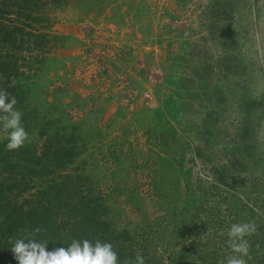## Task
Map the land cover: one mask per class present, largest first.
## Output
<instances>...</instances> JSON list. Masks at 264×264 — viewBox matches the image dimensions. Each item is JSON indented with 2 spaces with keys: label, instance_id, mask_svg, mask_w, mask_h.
<instances>
[{
  "label": "rangeland",
  "instance_id": "obj_1",
  "mask_svg": "<svg viewBox=\"0 0 264 264\" xmlns=\"http://www.w3.org/2000/svg\"><path fill=\"white\" fill-rule=\"evenodd\" d=\"M48 14L57 45L35 74L19 59L21 80L43 122L80 137L77 166L112 228L146 264H219L230 225L254 221L248 264H264V0H71Z\"/></svg>",
  "mask_w": 264,
  "mask_h": 264
},
{
  "label": "trees",
  "instance_id": "obj_2",
  "mask_svg": "<svg viewBox=\"0 0 264 264\" xmlns=\"http://www.w3.org/2000/svg\"><path fill=\"white\" fill-rule=\"evenodd\" d=\"M69 1L0 0V87L16 97L25 129L39 130L40 138V145L30 142L9 151L0 135V264H18L10 238L36 227L46 229L38 238L50 241L49 251L67 247L73 238H87L111 242L121 261L138 252L128 233L112 228L105 196L77 166L83 152L80 137L43 122L29 103L30 86L21 80L19 59L30 61L32 74L41 69L37 65L58 41L48 12ZM213 258H206L207 264H214Z\"/></svg>",
  "mask_w": 264,
  "mask_h": 264
},
{
  "label": "clouds",
  "instance_id": "obj_3",
  "mask_svg": "<svg viewBox=\"0 0 264 264\" xmlns=\"http://www.w3.org/2000/svg\"><path fill=\"white\" fill-rule=\"evenodd\" d=\"M2 79L4 77L0 76ZM17 103L14 95L0 87V135L7 139L6 149L9 151L19 150L31 142L30 134L23 125L22 112L16 107ZM20 231V237L10 238L11 250L18 264H146L140 252L121 261L111 242L73 238L67 247L49 251L50 241L38 238L46 229L36 227ZM257 232L258 227L254 221L232 223L226 233L229 254L219 264H248L252 258L248 238Z\"/></svg>",
  "mask_w": 264,
  "mask_h": 264
}]
</instances>
